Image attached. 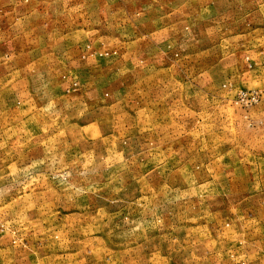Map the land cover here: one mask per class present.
Wrapping results in <instances>:
<instances>
[{
	"label": "rangeland",
	"instance_id": "374dc122",
	"mask_svg": "<svg viewBox=\"0 0 264 264\" xmlns=\"http://www.w3.org/2000/svg\"><path fill=\"white\" fill-rule=\"evenodd\" d=\"M0 264H264V0H0Z\"/></svg>",
	"mask_w": 264,
	"mask_h": 264
}]
</instances>
